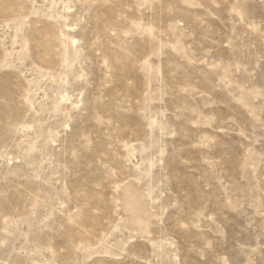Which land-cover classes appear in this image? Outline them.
<instances>
[{"label":"rangeland","instance_id":"obj_1","mask_svg":"<svg viewBox=\"0 0 264 264\" xmlns=\"http://www.w3.org/2000/svg\"><path fill=\"white\" fill-rule=\"evenodd\" d=\"M0 264H264V0H0Z\"/></svg>","mask_w":264,"mask_h":264}]
</instances>
